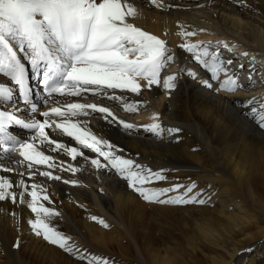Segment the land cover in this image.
<instances>
[{"label":"bare ground","instance_id":"obj_1","mask_svg":"<svg viewBox=\"0 0 264 264\" xmlns=\"http://www.w3.org/2000/svg\"><path fill=\"white\" fill-rule=\"evenodd\" d=\"M134 3L138 15L129 22L165 40L174 56L161 70V84L148 87L141 79L140 93L115 90L114 95L123 99L87 93L83 97L56 95L44 103L46 95H42L37 82H31L35 73L21 54L33 87L32 100L39 111H30L21 101L18 88L3 74L0 82L13 87L14 96L12 101H0V111L19 107L21 118L42 121L40 113L56 103L79 101L106 106L115 119H105L99 112L73 119L84 122L87 130L107 141L115 155L165 176L163 180L152 179L146 187L168 188L195 182L189 195L199 194L198 198L207 203L145 201L110 164L101 168L92 165V159L107 164L104 157L71 137L46 129L52 139L75 146L84 155L73 160L65 151H51L45 144L41 150L54 157L57 167L37 165L31 170L37 174L30 177L29 170L16 163L22 159L18 151L9 156L10 152L0 147V164L15 170L8 173L0 168V176L14 180L17 192L23 191L21 180L29 191L32 184L46 190L49 200L41 202L60 213L48 218L50 227L69 238L72 251L35 234L29 223L35 213L27 207L31 197L25 195L24 203L0 201V264H89L92 257L109 264H175L169 254L180 248L184 249V264H197L195 257L200 254L211 264H255L253 252H259L258 264H264V127L259 119L264 111V0H158L160 6L149 0ZM186 43H200L202 47L188 51L181 47ZM204 48L209 55L203 59L210 63L215 54L226 69L219 72V79H212L209 68L196 59L197 52L202 54ZM171 74L176 75V87L169 92L162 82ZM239 75L247 78H242L234 91L221 87L224 79H237ZM125 103L137 110L127 111ZM157 113L158 121H154ZM121 120L135 127L127 129ZM153 122L181 131H165L157 136L143 127ZM9 132L29 142L36 135L35 130L20 125H10ZM36 144L41 147L38 141ZM104 150L109 151L106 147ZM43 171H51L60 179L40 175ZM73 180L77 183H65ZM184 191L180 188L167 196ZM93 216L103 219L108 227L91 219ZM205 219L212 221L210 226ZM189 221H195L202 239L225 231L231 252L211 254L197 241L178 248L175 235L181 236ZM17 242L19 247H14Z\"/></svg>","mask_w":264,"mask_h":264},{"label":"snow or ice","instance_id":"obj_2","mask_svg":"<svg viewBox=\"0 0 264 264\" xmlns=\"http://www.w3.org/2000/svg\"><path fill=\"white\" fill-rule=\"evenodd\" d=\"M149 2L160 6L158 0ZM137 15L134 0H0V74L18 88L19 95L32 113H37L39 108L32 100L34 93L29 85V73L20 54L30 64L33 73H42L41 83L46 93L44 103H48V98L56 95L83 97L87 93L114 100L123 99L114 95V91L120 89L140 93L141 79L146 81L148 87L159 85L161 70L174 59V56L170 53L165 40L129 22V18L134 19ZM182 34L194 35L192 32ZM181 47L194 51L200 49L202 45L186 43ZM224 47L227 48L228 45L224 44ZM208 55V50L204 48L202 54L197 52L196 59L209 68L212 79H219V72L226 69L215 54L212 55L211 63L202 58ZM228 63L231 64V61ZM189 75L194 73L190 72ZM175 81V74L167 75L163 79V87L170 92L176 87ZM205 83L211 87V84ZM239 86L238 80L234 77H227L221 84V87L228 91H234ZM109 90H113V94H109ZM13 96V87L7 82H0V101H12ZM124 107L127 111L137 110L133 104L125 103ZM252 111L255 113L257 110L253 108ZM90 112L102 113L105 119L110 116L115 119L108 107L79 101L56 103V106L40 113L44 117L42 121L21 118V115H18L21 113L19 107H15L13 111H0V147H3L4 152L18 151L22 159L16 163L24 165L29 170L30 177L37 174L31 171L37 165H46L50 169L57 167L53 162L54 157L46 155L41 150L45 144L51 151H65L73 160L84 155L77 147H68L52 139L46 131L48 129L71 137L83 148L91 149L104 157L108 161L107 164H102L99 159H92V165L101 168L110 164L127 179L129 186L133 187L145 201L174 205L207 203L206 200L198 198L199 194L189 195L196 187L195 182L189 185L176 184L168 188L146 187L145 185L152 179L163 180L165 176L161 172L145 168L132 159L115 155L107 141L87 130L84 122L73 119L79 115L87 116ZM158 116V113L154 114L153 120L158 121ZM259 119L261 127H264V111L259 113ZM120 123L127 129L135 127L123 120ZM10 125L35 130L36 135L32 137L31 142L18 140L10 134ZM143 127L157 136H162L165 131L168 133L181 131L175 127L165 129L159 122ZM37 141L41 147H37ZM105 147L109 151H105ZM0 168L8 173L15 171L13 168L3 167L2 164ZM69 169L76 171L71 166ZM39 174L50 179H60L51 171ZM69 182L77 183L74 180L65 181ZM15 183L12 179L0 176V201L10 199L13 203H24L25 195L30 196L31 200L27 207L35 213V218L29 220V223L35 234L43 235L50 243L72 251L68 244L69 238L50 227L48 218L60 213L41 202L49 200L46 190L40 185L32 184L29 191V186L21 180L19 187L23 188V191L17 192L14 188ZM180 188H184L185 191L179 195L167 196L168 193ZM91 219L99 220L104 227H108L103 219L95 216ZM14 247H19V242ZM94 262L109 264L100 257H92L89 264Z\"/></svg>","mask_w":264,"mask_h":264},{"label":"rangeland","instance_id":"obj_3","mask_svg":"<svg viewBox=\"0 0 264 264\" xmlns=\"http://www.w3.org/2000/svg\"><path fill=\"white\" fill-rule=\"evenodd\" d=\"M237 77H239L237 79L238 82H241L242 81V78L243 79L247 78V76H244V77L242 76L241 77L240 75L237 76ZM9 156H14V155H11L9 153ZM193 215H195V214H193ZM205 221H208V225L209 226L212 223V221L209 220V219H205ZM194 222L195 221H189L188 222V225L186 226V229L184 231L185 233L183 232L181 236L178 235V234L175 235V237L177 238V241L180 244L178 246V248H180L183 245L185 246V248L186 247H190L191 244H189V242H191V241H197L198 243L205 245V248H207V252L208 253H211V254L218 255V253H225V255H228L231 252L230 241H229V238H228V234L225 231L222 232V233L218 231V235L219 236L211 237V238L210 237H205V239H202L198 235L199 231L197 230V228H196L197 225ZM258 253L259 252H255V253L253 252L252 253L253 254V257L255 258L254 259L255 264H258L259 263ZM3 257L5 258V256H3ZM248 257H250V256H248ZM169 258L175 264H184V262H183V260L185 258L184 249L180 248V249H177V250L173 251L172 253L169 254ZM195 260L197 261V264H211V262L205 256H203L201 254L198 255V256H196L195 257ZM94 264H95V262H94ZM129 264H131V263H129Z\"/></svg>","mask_w":264,"mask_h":264}]
</instances>
